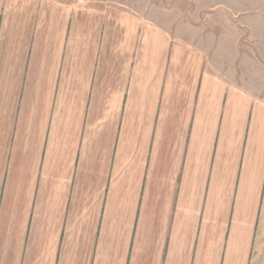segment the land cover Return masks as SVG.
Here are the masks:
<instances>
[{
  "label": "crops",
  "instance_id": "0c3cea01",
  "mask_svg": "<svg viewBox=\"0 0 264 264\" xmlns=\"http://www.w3.org/2000/svg\"><path fill=\"white\" fill-rule=\"evenodd\" d=\"M195 16L0 0V264H264V88Z\"/></svg>",
  "mask_w": 264,
  "mask_h": 264
},
{
  "label": "rangeland",
  "instance_id": "374dc122",
  "mask_svg": "<svg viewBox=\"0 0 264 264\" xmlns=\"http://www.w3.org/2000/svg\"><path fill=\"white\" fill-rule=\"evenodd\" d=\"M89 2L90 0H81ZM167 8H180L183 18L207 16L214 26L229 24L230 34L246 42L247 85L264 88V0H151ZM220 28V27H219ZM242 47V46H241ZM239 47V48H241ZM250 56V57H249Z\"/></svg>",
  "mask_w": 264,
  "mask_h": 264
},
{
  "label": "built area",
  "instance_id": "2783aa9c",
  "mask_svg": "<svg viewBox=\"0 0 264 264\" xmlns=\"http://www.w3.org/2000/svg\"><path fill=\"white\" fill-rule=\"evenodd\" d=\"M79 1H81V0H79Z\"/></svg>",
  "mask_w": 264,
  "mask_h": 264
}]
</instances>
